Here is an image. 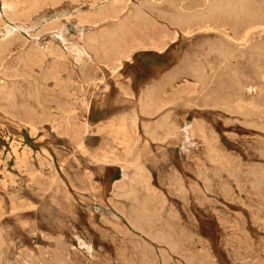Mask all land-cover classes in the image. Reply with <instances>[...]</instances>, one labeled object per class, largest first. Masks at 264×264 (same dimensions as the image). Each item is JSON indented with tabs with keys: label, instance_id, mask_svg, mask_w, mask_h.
I'll list each match as a JSON object with an SVG mask.
<instances>
[{
	"label": "rangeland",
	"instance_id": "1",
	"mask_svg": "<svg viewBox=\"0 0 264 264\" xmlns=\"http://www.w3.org/2000/svg\"><path fill=\"white\" fill-rule=\"evenodd\" d=\"M4 1L6 0H0V28L2 27L0 29V43L2 42L1 47L6 44L9 49L7 48L8 50L5 52L0 50V234L2 233L0 235V264H37V262L38 264H167V262L169 264H264V201H261L264 200V172H262L264 171V131L261 132V128L264 130V31L261 33L255 32L251 37L244 40L242 39L244 24L224 20L221 22L222 29H220V32L217 31L218 33L216 31H213L214 33L204 31L205 33L198 32L193 36L180 34L177 39L172 41L166 38L163 41L167 49L162 53L156 49L152 50L153 48L150 47L139 46L137 47L139 50L130 60L123 62L121 70L113 72L104 65L99 72H90L82 69L83 65L76 61L77 55L75 54V60L71 55L72 53H69L61 42L60 44L53 43L50 32L45 31L44 27L46 21H51L57 17L60 20V24L67 29L68 34L66 33V37L69 43L81 44L83 42L80 37L81 31L86 35L93 32L103 42L102 38L113 31V29L117 33L119 23L103 21L98 26L79 24L80 14L89 13L93 10L91 7L92 0H83L81 4L64 0L56 6H51L47 3L42 5V8L40 7L31 16L32 18H22V15H19L20 12L27 8V4L23 0L6 1L8 3L13 2L12 5L15 6L18 13L17 17L8 16L9 14L7 15L4 12ZM153 1L139 0V2H135V4L130 6L129 12L131 15L139 9L136 4H140L143 11L149 16H146V19L144 18L145 22L141 21L142 23L144 22L143 27H137L134 30V36L127 37V41L133 38L149 43L152 39H155L154 36H157L160 29V31L163 30V32L168 34L167 26L173 28L169 22L171 17L168 14L172 10L171 5L168 4L169 1ZM261 1L264 2V0H258V2ZM17 3L24 5L19 6ZM158 11L159 13H157ZM129 12L127 11L121 19L123 20L128 16ZM158 14L161 20L158 19ZM160 14L163 15L161 16ZM69 18L70 20H68ZM127 19L129 20L130 17ZM155 20L159 24H156ZM18 25L23 26V28L10 34V31L14 29L13 27L17 29ZM223 27H226L227 30H224ZM152 30L155 31V34L152 33ZM226 31L231 38L225 37L224 32ZM114 32L112 33L115 34ZM34 37L36 38L34 39ZM221 40L224 41L221 42ZM25 41L26 43H24ZM246 41L249 42L246 43ZM207 42H209L208 45H204ZM228 42L229 44H227ZM135 45L138 46L137 43ZM232 45L234 46L231 48ZM38 48H49L54 52V55L45 58L41 64L20 60V55H22L24 50L34 52L39 50ZM211 49L216 50L212 51ZM227 50L229 52H223ZM216 51L217 53H215ZM222 52L223 54L220 55L219 53ZM194 53L197 54H195L196 58ZM2 54H4V57ZM5 55L8 56L6 57ZM18 58L19 61H17ZM54 58L57 62V68L56 70H50L53 66ZM205 59L210 65H206ZM213 62L215 63L213 64ZM203 63L206 64L200 67ZM189 64H191V67ZM202 67H205L204 70L207 69V71H204ZM208 67H213L214 69L209 70ZM40 68L43 69L41 70ZM191 68H194V73L191 72ZM13 69L15 70L13 73L15 75L12 74ZM225 69H228V71ZM189 70L191 73H188ZM196 70L197 72L203 71L205 73L202 72L203 74L200 73L201 76H199ZM16 73H18V76H16ZM22 73H25L24 77L26 78L22 77ZM98 74L103 87L101 89L93 88L94 95L91 98L84 96L82 92L84 88L79 87V85L83 80L94 83L99 79ZM204 74L206 75L204 76ZM191 76L195 80L193 77L191 79ZM15 77L18 78L16 79ZM236 77L239 81L234 79ZM201 78L205 79L202 80ZM199 79L202 80L201 83H199ZM31 84L34 86L32 87ZM162 86L164 87L161 88ZM7 87L8 89H6ZM254 88H256V92ZM40 89L42 90L41 92ZM13 90L15 93L18 91V94H13ZM24 91L25 93H23ZM147 94L149 101L145 98ZM195 95L196 97H194ZM21 96L22 99H20ZM168 96L169 98L166 99ZM190 96L193 98H190ZM157 98L158 100L156 101ZM151 99L155 100L151 101ZM160 100H162V104L165 103L162 107L159 106L161 104ZM151 102H153L152 105ZM156 102L159 103L157 104ZM149 103L150 105H148ZM197 103L200 105L198 106ZM24 104L30 107L27 106V108ZM170 104L173 106L170 107ZM16 106L19 107L17 108ZM197 106L199 107L198 109ZM145 110L149 113L145 112ZM146 113L150 115L148 116ZM135 117H138V119H135ZM30 119L36 120L37 129L35 131H32L24 123ZM159 119H163L161 123H159ZM163 123L165 127L162 126ZM168 123L170 127H167ZM194 123L198 125H194ZM148 125H150V128ZM200 127L203 128L202 133ZM171 128H173V131ZM205 128L207 129L204 130ZM258 128L261 130H258ZM30 131L32 132L30 133ZM166 131H169V134ZM148 133L151 135L148 136ZM172 134L175 136L173 137ZM186 134L188 135L187 137H185ZM217 135L219 140H217ZM152 138L155 140L153 141ZM212 139H214V142ZM135 140L139 142L137 143ZM210 141L213 145H211ZM206 143H208L207 147ZM215 149V152L212 151ZM228 156L230 160H226ZM23 159H25L24 162ZM197 160L199 161L197 162ZM223 160L224 163L221 162ZM231 160L232 162H230ZM41 163L42 165H39ZM230 163H233V165H230ZM62 165H64V168ZM218 165L220 168H218ZM259 165L261 167L258 169ZM225 166L229 167L227 169L230 171L226 170ZM233 167L236 171H232ZM142 168L145 171L144 173ZM260 168L262 171H260ZM199 173H201L200 176L198 175ZM254 173L258 174L252 176ZM9 175L12 177L10 178ZM29 175L32 176L30 177ZM138 176L143 179L137 178ZM90 177L92 180H90ZM52 179L54 182L51 181ZM208 179L209 181H206ZM240 179L243 180L241 181ZM141 183L145 185L143 186ZM131 184H134L133 188L132 186L129 187ZM136 184H140L137 186L143 191L139 190L140 188H137ZM120 185L124 188H120ZM47 186L49 187L48 189ZM125 187L127 188L125 189ZM182 188L185 190H181ZM225 192L227 193L225 194ZM122 193L125 198H123ZM128 193H131V195ZM11 195L16 198L12 200ZM164 196L165 198H163ZM66 198L67 200H65ZM135 198L142 204H139ZM21 206L22 208H20ZM133 206L134 208H132ZM139 209L140 211L138 212ZM141 212L140 217L139 213ZM144 212L145 217L143 216ZM147 214L150 215L148 218L151 217V220L147 219ZM136 215L138 216L136 217ZM104 218L106 221H104ZM151 222L153 226H151ZM148 223H151V225ZM174 224L177 226H172ZM133 225H138L136 227L137 231ZM159 229L161 230L159 231ZM163 230L164 232H162ZM162 233L164 236H162ZM169 235L173 237L171 238ZM156 236L160 242L164 240V243L161 242L162 244H159L160 242H156ZM171 239H174V241ZM171 244H173V247L170 246ZM177 245L179 247H176ZM141 249L144 251H141ZM169 249H173V251ZM162 251L167 253L165 252L164 254ZM141 254L144 256H141ZM161 255L166 258H163V260ZM146 257H148V262ZM169 257L172 258V261ZM132 259L134 262H132ZM53 260L54 262H52Z\"/></svg>",
	"mask_w": 264,
	"mask_h": 264
},
{
	"label": "bare ground",
	"instance_id": "2",
	"mask_svg": "<svg viewBox=\"0 0 264 264\" xmlns=\"http://www.w3.org/2000/svg\"><path fill=\"white\" fill-rule=\"evenodd\" d=\"M7 1V0H6ZM6 1H4L3 3V5H4V8H5V13H7V15L8 16H18V13H17V11H16V8H15V6L14 5H12V3H8V2H6ZM24 2H25V4H27V8L25 9V10H23L22 12H20L19 13V15H22V18L23 17H25V18H30L33 14H35L38 10H39V8L42 6V5H45V4H47L48 3V5H51V6H56V5H58V4H60L61 2H63L64 0H23ZM67 1V0H66ZM70 1H72V2H74L75 4L76 3H79V4H81V2H83V0H70ZM153 1V0H152ZM169 1V5H171V8H172V10H171V12L168 14L170 17H171V21H169L170 22V24H171V26L173 27V28H170V27H168L167 26V28H168V34L166 33V32H163V30L162 31H158L159 33H157V36H154V38L155 39H152L149 43H146V41H144V40H140V39H130V40H126V38L127 37H129V36H134V30L137 28V27H140V28H142L143 27V23L145 22L144 21V18L146 19V16L148 17L149 15L147 14V13H145L144 11H143V9H142V5L140 6V4H136V6L139 8V9H137L138 11L136 12V13H134V14H132L131 15V13L129 12V8H130V6H132V4H135V2H139V0H92L91 1V7L93 8V10H91L89 13H82V14H80V16H79V24H82V25H90V26H98V24L100 23V22H103V21H109V22H114V23H119V30L117 31V33H115L114 31H116V30H114L113 29V31H111L110 33H107L102 39H103V42H102V40H100V37L97 35V34H95V33H93V32H91L90 34H84V32L83 31H81L80 32V37L83 39V42H84V45H79V44H76L75 42H73V43H69V41L67 40V37H66V33H67V29H66V27L65 26H63V25H61L60 24V20L56 17V18H54V19H52L51 21H46V25H45V27H44V30L45 31H49L50 32V34H51V41L53 42V43H59L60 44V42L63 44V46L64 47H66V49L69 51V53H75L76 55H77V60H81V58H82V56L85 54V49L88 47L89 49H93V52H94V49L97 47H99V46H97V45H100V47L103 49V53L105 54V57H106V59H107V67L108 68H110L113 72H116V71H118V70H121V68H122V66H123V61L122 60H124V58L125 59H130V53L135 49V48H137V47H150V48H153L152 50H154V49H156V50H158L159 52H164L167 48H166V44H165V42L163 41L164 39H166V38H169V40H175V39H177L179 36H180V34H184L185 36H193L195 33H198V32H203V33H205L204 31H209V32H213V31H219L220 32V29H222V27H221V22L222 21H224V20H228V21H235V22H241V23H243L244 24V33H243V37H242V39H246V38H248V37H251V35L252 34H254L255 32H259V33H261V32H263L264 31V2H258V0H168ZM10 2V1H9ZM20 2V1H19ZM14 3H15V1H14ZM21 3V2H20ZM153 3H154V1H153ZM18 5H19V3H17ZM162 4V3H161ZM16 5V4H15ZM24 5V4H23ZM23 5H19V6H23ZM154 5V4H153ZM157 5H159L158 3H157ZM78 6H80V5H78ZM84 6V5H83ZM150 6H152V5H150ZM155 6V5H154ZM164 6V5H163ZM16 7H17V5H16ZM134 7V6H133ZM143 7H144V4H143ZM20 8V7H19ZM23 8V7H22ZM42 8V7H41ZM52 8H54V7H52ZM81 8V7H80ZM146 8H147V6H146ZM150 8V7H149ZM155 8V7H154ZM158 8V7H157ZM170 8V7H169ZM24 9V8H23ZM156 9V8H155ZM160 9V8H159ZM90 10V9H89ZM135 10V9H134ZM43 11V10H42ZM76 11V10H75ZM74 11V12H75ZM127 11L129 12L128 13V16H126L123 20L121 19L122 18V16H124V14H126L127 13ZM133 11V10H132ZM148 11V10H147ZM153 11V10H152ZM155 11V10H154ZM152 13V12H151ZM157 13H159V11L157 12ZM162 13V12H161ZM61 14V13H60ZM153 14V13H152ZM156 15V14H155ZM161 15V14H160ZM163 15V14H162ZM161 15V16H162ZM167 15V14H166ZM10 16V17H11ZM160 16V17H161ZM4 17L6 18V16L4 15ZM15 17V18H16ZM19 17H21V16H19ZM18 17V18H19ZM128 17H130V19L128 20L127 18ZM0 18H1V16H0ZM14 18V20H16ZM32 18V17H31ZM64 18H65V16H64ZM150 18V17H149ZM162 18V17H161ZM167 18H169V17H167ZM11 19V18H10ZM63 19V18H62ZM141 19H143V20H141ZM148 19V18H147ZM158 19H160L159 18V14H158ZM164 19V18H163ZM8 20V19H7ZM12 20H13V18H12ZM31 20V19H30ZM68 20H70V18L68 19ZM150 20V19H149ZM161 20V19H160ZM165 20H166V18H165ZM165 20H162V21H165ZM2 21V20H1ZM9 21V20H8ZM18 21H19V19H18ZM67 21V20H66ZM141 21H144L143 23L141 22ZM10 22V21H9ZM20 22V21H19ZM71 22V21H70ZM150 22V21H149ZM151 22H153V21H151ZM156 24H159L158 23V21L157 20H155L154 21ZM1 23V22H0ZM18 23V22H17ZM42 23V22H41ZM76 23V22H75ZM131 23V24H130ZM154 23V24H155ZM20 24V23H19ZM152 24V23H151ZM154 24H153V26H154ZM26 25V24H25ZM81 25V26H82ZM150 25V24H149ZM145 26H146V24H145ZM156 26V25H155ZM3 27H4V25H3ZM102 27V26H101ZM161 27V26H160ZM165 27V26H164ZM163 27V28H164ZM2 28V27H1ZM0 28V29H1ZM11 28V27H10ZM9 28V29H10ZM14 29L12 30V31H10V34H12V33H14L15 32V30H17V31H19V29H22L23 28V26H21V25H18L17 26V29H16V27H13ZM159 28V27H158ZM167 28H165V29H167ZM8 29V30H9ZM31 29V28H30ZM117 29V28H116ZM147 29V28H146ZM157 29V28H156ZM223 29L224 30H227L226 29V27H223ZM5 30V29H4ZM25 30V29H24ZM83 30V29H82ZM155 30V29H154ZM154 30H152V33H154L155 34V31ZM158 30V29H157ZM6 31H7V29H6ZM154 31V32H153ZM165 31V30H164ZM38 32V31H37ZM108 32V31H107ZM112 32H114L115 34H113ZM157 32V31H156ZM242 32V31H241ZM28 33H29V31H28ZM136 33V32H135ZM148 33V32H147ZM151 33V34H152ZM214 33V32H213ZM218 33V32H217ZM225 33V37L227 38H231L230 37V35H229V33H227V31L226 32H224ZM27 34V33H26ZM30 34V33H29ZM34 34V33H33ZM68 34V33H67ZM151 34H149L150 36H151ZM15 35V34H14ZM39 35V34H38ZM102 35H103V33L101 34V37H102ZM143 35V34H142ZM147 35V34H146ZM220 35H222V34H220ZM7 36H9V35H7ZM30 36V35H29ZM144 36V35H143ZM257 36V35H256ZM2 37V36H1ZM10 37V36H9ZM11 37H13V36H11ZM149 37V36H148ZM224 37V36H223ZM6 38V37H5ZM8 38V37H7ZM13 38H15V37H13ZM36 37H34V39H35ZM145 38V37H144ZM216 38V37H215ZM253 38V37H252ZM19 39V38H18ZM33 39V38H32ZM149 39V38H148ZM219 39H220V37H219ZM10 40H11V38H10ZM10 40H8V41H10ZM37 40V39H36ZM168 40V39H167ZM249 40V39H248ZM2 41V40H1ZM4 41V40H3ZM20 41V40H19ZM24 41V40H23ZM102 42V44L101 43H99V42ZM166 41V40H165ZM222 41H224V40H221V42ZM226 41H227V39H226ZM231 41V40H230ZM7 42V41H6ZM204 42V41H203ZM202 42V43H203ZM216 42H217V40H216ZM219 42V41H218ZM247 42H249V41H246V43ZM5 43V42H4ZM24 43H26V41L24 42ZM99 43V44H98ZM134 43H137L138 44V46L136 47L135 45H134ZM172 43V42H171ZM201 43V44H202ZM208 43L209 42H207L206 44H204V45H208ZM97 44V45H96ZM147 44V45H146ZM211 44V43H210ZM217 45H218V43H216ZM216 44H215V46H216ZM222 44V43H221ZM220 44V45H221ZM227 44H229V42L227 43ZM1 45H2V42L0 43V50L2 51V52H5L6 50H8L9 48L8 47H6V44H5V46L4 47H1ZM4 45V44H3ZM38 45V44H37ZM36 45V46H37ZM203 45V46H204ZM214 45V44H213ZM8 46V45H7ZM28 46V45H27ZM39 46V45H38ZM215 46H213V47H215ZM223 46V45H222ZM227 46V45H226ZM234 45H232L231 46V48L233 47ZM240 46H242V45H240ZM34 47V46H33ZM205 47V46H204ZM208 47V46H207ZM206 47V48H207ZM217 47H219V46H217ZM224 47V46H223ZM228 47V46H227ZM248 47V46H247ZM250 47V46H249ZM8 48V49H7ZM120 48H121V50H120ZM200 48V47H199ZM205 48V49H206ZM211 48H212V45H211ZM234 48H236V47H234ZM242 48V47H241ZM245 48V47H244ZM252 48V47H251ZM11 49V48H10ZM27 49V48H26ZM34 49V48H33ZM39 49V48H38ZM197 49V48H196ZM223 49V48H222ZM221 49V50H222ZM224 49H225V47H224ZM229 49V48H228ZM243 49V48H242ZM13 50V49H12ZM199 50V49H198ZM209 50V49H208ZM212 50V49H211ZM216 50V49H215ZM215 50H212V51H215ZM218 50H219V48H218ZM226 50V49H225ZM229 50H231V49H229ZM0 51V52H1ZM10 51V50H9ZM67 51V52H68ZM97 51V50H96ZM146 51V50H145ZM196 51V50H195ZM204 51V50H203ZM203 51H202V53H203ZM233 51H235V50H233ZM238 51V50H237ZM239 51H241V49H239ZM238 51V52H239ZM243 51V50H242ZM245 51V50H244ZM198 52V51H197ZM205 52V51H204ZM211 52V51H210ZM221 52V51H220ZM223 52H229L228 50L227 51H223ZM223 52L222 53H219L220 55L221 54H223ZM236 52V51H235ZM253 52V51H252ZM7 53V52H6ZM8 53H10V52H8ZM97 53V52H96ZM95 53V54H96ZM214 53V52H213ZM215 53H217V51L215 52ZM214 53V54H215ZM245 53V52H244ZM5 54V53H4ZM4 54H2L3 55V57H4ZM196 53H194V57L196 58L197 56V54L195 55ZM207 54V53H206ZM208 54H210L209 52H208ZM237 54V53H236ZM240 54V53H239ZM9 55V54H8ZM7 55V56H8ZM54 55V52L51 50V49H39V50H35L34 52L33 51H31V52H29V51H26V50H24L23 52H22V55H20L21 57H20V60H22V61H24V62H28V63H33V64H41V63H43L44 62V59L45 58H47L48 56H53ZM71 55H73V54H71ZM189 55H190V53H189ZM199 55V54H198ZM203 55V54H202ZM213 55V54H212ZM220 55H218V56H220ZM225 55V54H224ZM228 55V54H227ZM231 55V54H230ZM229 55V56H230ZM6 56V55H5ZM6 56V57H7ZM13 56H14V54H13ZM85 56V55H84ZM211 56V55H210ZM209 56V57H210ZM216 56H217V54H216ZM215 56V57H216ZM233 56V55H232ZM243 56H245V55H243ZM261 56V55H260ZM263 56V55H262ZM2 57V56H1ZM66 57V56H65ZM132 57V56H131ZM222 57V56H221ZM258 57H259V55H258ZM11 58V57H10ZM62 58V57H61ZM184 58H186V57H184ZM201 58H202V56H201ZM200 58V59H201ZM207 59H208V57H206ZM214 58V57H213ZM220 58V57H219ZM224 58H225V56H224ZM230 58V57H229ZM232 58V57H231ZM234 58V57H233ZM6 59V58H5ZM13 59V58H12ZM228 59V58H227ZM76 60V59H75ZM76 60V61H77ZM192 60V59H191ZM198 60V59H197ZM203 60V59H202ZM216 60V59H215ZM225 60H226V58H225ZM230 60V59H229ZM246 60V59H245ZM17 61H19V58L17 59ZM21 61V62H22ZM188 61V60H187ZM189 61H190V58H189ZM204 61V60H203ZM205 61H206V59H205ZM209 61V60H208ZM217 61H218V58H217ZM235 61V60H234ZM238 61V60H237ZM14 62V61H13ZM23 62V63H24ZM193 62V61H192ZM191 62V63H192ZM194 62H196L195 60H194ZM207 62V61H206ZM224 62H227V61H224ZM6 63V62H5ZM4 63V64H5ZM17 63V62H16ZM131 63V62H130ZM209 63H211V62H209ZM215 62H213V64H214ZM220 63V62H219ZM239 63V62H238ZM20 64H22V63H20ZM19 64V65H20ZM25 64V63H24ZM192 64H194V63H192ZM199 64V63H198ZM202 64V63H201ZM204 64H206V63H203V65H200V67L201 66H204ZM223 64V63H222ZM225 64V63H224ZM227 64H229V63H227ZM2 65H3V63H2ZM16 65V64H15ZM44 65V64H43ZM191 64H189V66H190ZM206 65H210V64H208V62H207V64ZM215 65H217V64H215ZM220 65V64H219ZM230 66H232L231 64H229ZM229 65H228V67H229ZM239 65H241V64H239ZM223 66H225V65H223ZM222 66V67H223ZM238 66V65H237ZM4 67V66H3ZM2 67V68H3ZM9 67V66H8ZM7 67V68H8ZM25 67V66H24ZM23 67V68H24ZM41 67V66H40ZM86 67V66H85ZM97 67V66H96ZM191 67V66H190ZM195 67H196V65H195ZM214 67V66H213ZM213 67H211V68H209L208 67V69L210 70V69H212ZM239 67V66H238ZM245 67V66H244ZM7 68H6V70H7ZM12 68V67H11ZM16 68V67H15ZM26 68H28V67H26ZM26 68H25V70H26ZM31 68V67H30ZM56 68H57V62H56V60H55V58L53 59V66H52V68H50V70H56ZM198 68V67H197ZM203 68V67H202ZM205 68V67H204ZM204 68H203V70H204ZM215 68V67H214ZM213 68V69H214ZM225 68V67H224ZM233 68H235V67H233ZM9 69V68H8ZM21 69V68H20ZM33 69V68H32ZM37 69V68H36ZM41 69V68H40ZM43 69V68H42ZM41 69V70H42ZM69 69V68H68ZM188 69V68H187ZM190 69V68H189ZM192 69V68H191ZM194 69V68H193ZM193 69H192V71L191 72H193L194 73V71H193ZM201 69V68H200ZM199 69V70H200ZM231 69V68H230ZM14 70V69H13ZM17 71H18V69H16ZM23 70V69H22ZM21 70V71H22ZM198 70V69H197ZM197 70H196V72H197ZM206 71H207V69H205ZM204 70V71H205ZM216 70V69H215ZM226 71H228V69H225ZM252 70V69H251ZM2 71V70H1ZM9 71V70H8ZM7 71V72H8ZM16 71V72H17ZM28 71H30V70H28ZM59 71V70H58ZM62 71V70H61ZM179 72H180V70H178ZM201 71V70H200ZM214 71V70H213ZM219 71H220V69H219ZM239 71H240V68H239ZM250 71V70H249ZM6 72V71H5ZM15 72V70L12 72V74ZM19 72V71H18ZM24 72V71H23ZM32 72H33V70H32ZM35 72V71H34ZM45 72V71H44ZM51 73H52V71H50ZM55 72V71H54ZM54 72H53V75H54ZM177 72V71H176ZM185 72H186V70H185ZM190 72V70H189V72L188 73H191ZM196 72H195V74H196ZM203 72V71H202ZM202 72H197V73H199V76H201L200 75V73H202ZM243 72V71H242ZM11 73V72H10ZM49 73V72H48ZM51 73H50V75H51ZM183 73V72H182ZM187 73V74H188ZM203 73H205V72H203ZM202 73V74H203ZM212 73V72H211ZM219 73V72H218ZM228 73H230V72H228ZM233 73V72H232ZM244 73V72H243ZM1 74V73H0ZM7 74H9V73H7ZM17 75L16 76H18V73H16ZM23 74V73H22ZM25 74V73H24ZM24 74H23V76L22 77H24ZM169 74V73H168ZM178 74V73H177ZM184 74V73H183ZM213 74V73H212ZM217 74V73H216ZM225 74V73H224ZM246 74H247V71H246ZM3 75V74H2ZM1 75V76H2ZM6 75V74H5ZM13 75H15V74H13ZM19 75H21L20 73H19ZM40 75H41V73H40ZM43 75V74H42ZM45 75H47V74H45ZM52 75V76H53ZM192 75V74H191ZM194 75V74H193ZM206 74H204V76H205ZM210 75V74H209ZM245 75V74H244ZM32 76H34V75H32ZM31 76V77H32ZM104 76V75H103ZM184 76V75H183ZM213 76H214V74H213ZM225 76V75H224ZM6 77H8L7 75H6ZM11 77V76H10ZM29 77V76H28ZM46 77H49V76H46ZM62 77V76H61ZM60 77V78H61ZM182 77V76H181ZM186 77V76H185ZM192 77L193 76H191V79H192ZM195 77H197L196 75H195ZM209 77V76H208ZM211 77V76H210ZM216 77V76H215ZM16 79L18 78V77H15ZM24 78H26V77H24ZM41 78V77H40ZM50 78V77H49ZM52 78V77H51ZM194 78V77H193ZM243 78H244V76H243ZM8 79V78H7ZM47 79V78H46ZM55 79H57V78H55ZM202 80H204L203 78H201ZM201 79H199L198 81H199V83H201ZM207 79V78H206ZM211 79V78H210ZM212 79H215V78H212ZM221 79V78H220ZM234 79H237L238 80V78L236 77V78H234ZM6 80V79H5ZM12 80V79H11ZM33 80V79H32ZM35 80H37V79H35ZM48 80V79H47ZM60 80V79H59ZM163 80V79H162ZM178 80H179V78H178ZM194 80H195V78H194ZM217 80V79H216ZM218 80H219V77H218ZM263 80V79H262ZM7 81V80H6ZM50 81V80H49ZM48 81V82H49ZM56 81V80H55ZM61 81V80H60ZM59 81V82H60ZM64 81H65V79H64ZM197 81V80H196ZM196 81H194V82H196ZM208 81V80H207ZM239 81V80H238ZM21 82H23V81H21ZM28 82V81H27ZM26 82V83H27ZM31 82V81H30ZM46 82V81H45ZM63 82V81H62ZM165 82V81H164ZM187 82V81H186ZM206 82V81H205ZM213 82H215V81H213ZM212 82V83H213ZM243 82H245V81H243ZM4 83V82H3ZM6 83V82H5ZM19 83V82H18ZM25 83V82H24ZM38 83H39V81H38ZM58 83V82H57ZM56 83V84H57ZM176 83V82H175ZM197 83V82H196ZM20 84V83H19ZM18 84V85H19ZM29 84V83H28ZM34 84V83H33ZM72 84V83H71ZM160 84V83H159ZM241 84V83H240ZM7 85V84H6ZM8 85H9V83H8ZM22 85V84H21ZM39 85V84H38ZM47 85V84H46ZM170 85V84H169ZM204 85V84H203ZM213 85V84H212ZM1 86V85H0ZM3 86H5V85H3ZM13 86H14V83H13ZM12 86V87H13ZM31 86H32V84H31ZM34 86V85H33ZM32 86V87H33ZM59 86V85H58ZM73 86V85H72ZM155 86V85H154ZM204 86H206V85H204ZM232 86V85H231ZM9 87V86H8ZM8 87L6 88V89H8ZM24 87V86H23ZM44 87V86H43ZM55 87H56V85H55ZM61 87V86H60ZM164 86H162L161 88H163ZM167 87V86H166ZM207 87V86H206ZM3 88H5V87H3ZM2 88V89H3ZM15 88L17 89V87L15 86ZM14 88V89H15ZM19 88V87H18ZM45 88V87H44ZM160 88V89H161ZM177 88H179V87H177ZM182 88H183V86H182ZM185 88H186V86H185ZM202 88H203V86H202ZM211 89H212V87H210ZM251 88V87H250ZM151 89H152V87H151ZM156 89V88H155ZM171 89V88H170ZM205 89V88H204ZM256 88H254V90H255ZM4 91H5V89H3ZM2 90V91H3ZM18 90V89H17ZM47 90V89H46ZM83 90V89H82ZM153 90V89H152ZM151 90V91H152ZM162 91H163V89H161ZM183 90V89H182ZM186 90V89H185ZM184 90V91H185ZM250 91H251V89H249ZM0 91H1V89H0ZM8 91V90H7ZM12 91V90H11ZM14 91V90H13ZM20 91V90H19ZM42 90L40 89V92H41ZM43 91H45V89H43ZM147 91V90H146ZM174 91V90H173ZM176 91V90H175ZM201 91V90H200ZM204 91V90H203ZM202 91V92H203ZM18 91H16V93H17ZM27 92V91H26ZM29 92V91H28ZM37 92H38V90H37ZM181 93H182V91H180ZM179 92V93H180ZM187 92V91H186ZM207 92V91H206ZM237 92V91H236ZM255 92H256V90H255ZM259 92V91H258ZM9 93H11V92H9ZM15 93V91L13 92V94ZM15 93V94H16ZM21 93V92H20ZM20 93H19V95H20ZM23 93H25V91L23 92ZM45 93V92H44ZM158 93V92H157ZM175 93V92H174ZM180 93V94H181ZM184 93V92H183ZM5 94H7V93H5ZM12 94V93H11ZM18 94V93H17ZM29 94V93H28ZM27 94V95H28ZM49 94V93H48ZM68 94V93H67ZM143 94V93H142ZM149 94H150V92H149ZM152 94H154V93H152ZM178 94V93H177ZM33 95V94H32ZM64 95V94H63ZM159 95V94H158ZM245 95V94H244ZM243 95V96H244ZM260 95V94H259ZM7 96V95H6ZM14 96H16V95H14ZM13 96V97H14ZM31 96V95H30ZM43 96V95H42ZM170 96V95H169ZM169 96L166 98V99H168L169 98ZM175 96V95H174ZM181 96H182V94H181ZM184 96V95H183ZM199 96V95H198ZM10 97H12V96H10ZM48 97V96H47ZM54 97V96H53ZM73 97V96H72ZM148 94H147V97H145V98H147V101H149L148 100ZM157 97V96H156ZM166 97V96H165ZM173 97V96H172ZM175 97H177V96H175ZM184 97H187V96H184ZM194 97H196V95L194 96ZM200 97V96H199ZM1 98V97H0ZM9 98V97H8ZM25 98V97H24ZM32 98V97H31ZM30 98V99H31ZM43 98V97H42ZM130 98V97H129ZM155 98V97H154ZM190 98H193V97H191L190 96ZM189 98V99H190ZM14 99V98H13ZM20 99H22V96H21V98ZM44 99V98H43ZM47 99V98H46ZM141 99H143V98H141ZM173 99V98H172ZM208 99V98H207ZM210 99V98H209ZM16 100V99H15ZM75 100V99H74ZM79 100V99H78ZM153 99H151V101H152ZM155 100V99H154ZM153 100V101H154ZM158 100V98L156 99V101ZM203 100V99H202ZM7 101H9V100H7ZM7 101H6V103H7ZM12 101H14V100H12ZM11 101V102H12ZM19 101V100H18ZM37 101V100H36ZM48 101V100H47ZM56 101V100H55ZM165 101H168V100H165ZM194 101V100H193ZM2 102V101H1ZM26 102V101H25ZM32 102V101H31ZM162 102V100H160V103ZM174 102H175V100H174ZM182 102H183V100H182ZM203 102H204V100H203ZM229 102V101H228ZM241 102V101H240ZM10 103V102H9ZM22 103V102H21ZM36 103V102H35ZM52 103V102H51ZM142 103V102H141ZM148 103V102H147ZM152 103L153 102H151V105H152ZM157 104L159 103V102H156ZM167 103V102H166ZM176 103H178V102H176ZM199 103H200V101H199ZM242 103V102H241ZM13 104V103H12ZM11 104V105H12ZM16 104V103H15ZM14 104V105H15ZM46 104V103H45ZM49 104V103H48ZM62 104V103H61ZM162 104V103H161ZM159 104V106H163L164 104ZM207 104H209V103H207ZM237 104V103H236ZM235 104V105H236ZM240 104V103H239ZM16 105H18V104H16ZM25 106H26V104H24ZM29 105H30V103H29ZM29 105H27V106H29ZM38 105V104H37ZM142 105V104H141ZM147 105V104H146ZM148 105H150V103L148 104ZM148 105H147V107H148ZM174 105H176V104H174ZM188 105L190 106V104L188 103ZM197 105L199 106L200 104H198L197 103ZM234 105V106H235ZM241 105H244V104H241ZM240 105V106H241ZM246 105V104H245ZM26 106V107H27ZM153 106H154V104H153ZM157 106V105H156ZM171 106H173V105H171L170 104V107ZM197 106V109L199 108ZM233 106V105H232ZM239 106V107H240ZM17 107V106H16ZM19 107V106H18ZM17 107V108H18ZM30 107V106H29ZM142 107V106H141ZM150 107V106H149ZM176 107V106H175ZM191 107V106H190ZM189 107V108H190ZM207 107V106H206ZM236 107H237V105H236ZM243 107H245V106H243ZM250 107V106H249ZM11 108V107H10ZM28 108V107H27ZM155 108H157V107H155ZM164 108V107H163ZM166 108H168V107H166ZM218 108V107H217ZM241 108V107H240ZM255 108V107H254ZM40 109V108H39ZM74 109V108H73ZM143 109V108H142ZM151 109V108H150ZM159 109V108H158ZM158 109H157V111H158ZM173 109V108H172ZM204 109H206V108H204ZM208 109V108H207ZM214 109H215V107H214ZM213 108H212V110H214ZM227 109V108H226ZM242 109V108H241ZM240 109V110H241ZM25 110V109H24ZM63 110V109H62ZM140 110V109H139ZM153 110V109H152ZM156 110V109H155ZM160 110H163V109H160ZM239 110V109H238ZM42 111V110H41ZM147 110H145V112H146ZM154 111V110H153ZM152 111V112H153ZM156 111V112H157ZM229 111V110H228ZM35 112H37L36 110H35ZM136 112V111H135ZM144 112V111H143ZM161 112V111H160ZM225 112V111H224ZM241 112H243V110H241ZM258 112V111H257ZM7 113V112H6ZM38 113V112H37ZM45 113V112H44ZM131 113H133V112H131ZM137 113V112H136ZM139 113H141V112H139ZM147 113H149L148 111H147ZM146 113V114H147ZM159 113V112H158ZM133 114H135V113H133ZM132 114V115H133ZM144 114V113H143ZM150 114H151V111H150ZM149 114V115H150ZM163 114V113H162ZM29 115V114H28ZM32 115V114H31ZM135 115H137V114H135ZM148 115V114H147ZM148 115V116H149ZM154 115V114H153ZM156 115V114H155ZM160 115V114H159ZM169 115H171V114H169ZM125 116H126V114H125ZM124 116V117H125ZM26 117V116H25ZM38 117V116H37ZM129 117V116H128ZM127 117V118H128ZM146 117V116H145ZM153 117V116H152ZM170 117V116H169ZM168 117V118H169ZM35 118V117H34ZM129 118H131V117H129ZM133 118V117H132ZM171 118V117H170ZM24 119V118H23ZM39 119V118H38ZM122 119V118H121ZM135 119H138V117H135ZM116 120H117V118H116ZM163 120V119H162ZM161 119H159L158 121H160L159 123H161V121H162ZM133 121V120H132ZM136 121V120H135ZM137 121H139V120H137ZM170 121H172L171 119H170ZM39 122V121H38ZM125 122H126V120H125ZM168 122V121H167ZM167 122H165V123H167ZM194 122V121H193ZM196 122V121H195ZM25 123V125H27V126H29L30 128H31V130L32 131H35L37 128H36V120H34V119H30V120H28V121H26V122H24ZM123 123H124V121H123ZM123 123H121V124H123ZM127 123V122H126ZM125 123V124H126ZM237 123H238V121H237ZM134 124V123H133ZM132 124V126H134ZM170 124H171V122H170ZM196 123H194V125H195ZM204 124V123H203ZM241 124V123H240ZM151 125V124H150ZM150 125H148L149 126V128H150ZM154 125V124H153ZM152 125V126H153ZM173 125H175V124H173ZM196 125H198V124H196ZM230 125V124H229ZM244 125V124H243ZM38 126H39V124H38ZM123 126V125H122ZM126 126V125H125ZM145 126H146V124H145ZM151 126V127H152ZM159 126V125H158ZM161 126V125H160ZM162 126H164V123H163V125ZM203 126V125H202ZM247 126V125H246ZM248 126H251V125H248ZM165 127V126H164ZM167 127H170L169 126V123H168V126ZM173 127V126H172ZM197 127V126H196ZM205 127H206V125H205ZM252 127H255V126H252ZM88 128V127H87ZM86 128V129H87ZM135 128H136V126H135ZM154 128H155V126H154ZM158 128V127H157ZM160 128V127H159ZM193 128H195V127H193ZM144 129V128H143ZM148 129V128H147ZM169 129V128H168ZM167 129V130H168ZM172 129V131H173V128H171ZM175 129V128H174ZM182 129V128H181ZM198 129V128H197ZM200 129H201V133H202V129L203 128H201L200 127ZM207 128H205L204 130H206ZM260 128H258V130H259ZM262 129V131L261 132H263L264 130H263V128H261ZM260 129V130H261ZM53 130V129H52ZM134 130V129H133ZM144 130H146V129H144ZM156 130V129H155ZM154 130V131H155ZM191 130V129H190ZM203 130V131H204ZM211 130V129H210ZM32 131H30V133L32 132ZM136 131H138V130H136ZM153 131V132H154ZM157 131V130H156ZM161 131V130H160ZM163 131V130H162ZM180 131V130H179ZM186 131V130H185ZM188 131V130H187ZM208 131V130H207ZM37 132V131H36ZM152 132V131H151ZM167 132V131H166ZM169 132V131H168ZM167 132V133H168ZM200 132V131H199ZM206 132V131H205ZM205 132H204V136L206 135L205 134ZM150 133V132H149ZM148 133V134H149ZM157 133V132H156ZM156 133H155V135H156ZM164 133V132H163ZM186 133H188V132H186ZM210 133V132H209ZM169 134V133H168ZM171 134V133H170ZM179 134H180V132H179ZM182 134V133H181ZM199 134V133H198ZM213 134V133H212ZM32 135H33V133H32ZM32 135H30V136H32ZM151 134H149L148 136H150ZM166 135V134H165ZM173 135V134H172ZM202 135V134H201ZM139 136V135H138ZM157 136V135H156ZM167 136V135H166ZM170 136V135H169ZM175 135H173V137H174ZM179 136V135H178ZM188 135L186 134V136L185 137H187ZM204 136H202V137H204ZM214 136H215V134H214ZM120 137V136H119ZM158 137V136H157ZM165 137V136H164ZM184 137V136H183ZM141 138V137H140ZM147 138V137H146ZM151 138V137H150ZM201 138V137H200ZM214 138V137H213ZM217 138H218V135H217ZM128 139H130V138H128ZM135 139V138H134ZM137 139V138H136ZM153 139V138H152ZM157 139V138H156ZM159 139V138H158ZM172 139V138H171ZM182 139V138H181ZM184 139V138H183ZM203 139V138H202ZM142 140V139H141ZM151 140V139H150ZM155 139H153V141H154ZM177 140V139H176ZM187 140H189V139H187ZM209 140V139H208ZM207 140V141H208ZM213 140V142H214V139H212ZM211 140V141H212ZM217 140H219V138L217 139ZM216 140V141H217ZM114 141V140H113ZM119 141V140H118ZM136 142H137V140H135ZM163 141V140H162ZM164 141H166V140H164ZM173 141V140H172ZM179 141V140H178ZM210 141V142H211ZM139 142V141H138ZM137 142V143H138ZM141 142V141H140ZM159 142V141H158ZM161 142V141H160ZM169 142V141H168ZM171 142V141H170ZM205 142V141H204ZM209 142V143H210ZM114 143V142H113ZM129 143V142H128ZM146 143V142H145ZM156 143H157V141H156ZM165 143V142H164ZM182 143V142H181ZM147 144V143H146ZM160 144V143H159ZM168 144V143H167ZM179 144V143H178ZM207 144L208 143H206V147H207ZM20 145V144H19ZM148 145V144H147ZM180 145V144H179ZM178 145V146H179ZM211 145H213L212 144V142H211ZM210 145V146H211ZM217 145V144H216ZM220 145V144H219ZM215 146V145H214ZM213 146V147H214ZM112 147V146H111ZM209 148V147H208ZM217 148V147H216ZM220 148V147H219ZM124 149V148H123ZM133 149H134V147H133ZM136 149V148H135ZM212 149V148H211ZM210 149V150H211ZM128 150H130V149H128ZM212 151H216V149L215 150H212ZM15 152H16V150H15ZM132 152V151H131ZM209 152V151H208ZM220 152V151H219ZM25 153V152H24ZM23 153V154H24ZM131 154H133V153H131ZM213 154V153H212ZM215 154V153H214ZM217 154V153H216ZM221 154V153H220ZM220 154H218L219 155V157H221L220 156ZM260 154V153H259ZM49 155V154H48ZM47 155V156H48ZM154 155V154H153ZM222 155H223V153H222ZM225 155H227V154H225ZM224 155V156H225ZM130 156V155H129ZM210 156V155H209ZM216 156V155H215ZM23 157V156H22ZM39 157V156H38ZM128 157V156H127ZM140 157V156H139ZM212 157V156H211ZM223 157V156H222ZM206 158V157H205ZM263 158V157H262ZM51 159V158H50ZM209 159V158H208ZM221 159V158H220ZM233 159V158H232ZM22 160V159H21ZM24 160L25 159H23V162H24ZM124 160V159H123ZM224 160H225V158H224ZM224 160L223 161H221V162H223L224 163ZM226 160H230L229 159V156H228V159H226ZM234 160V159H233ZM20 161V160H19ZM47 161V160H46ZM105 161V160H104ZM128 161V160H127ZM199 160H197V162H198ZM209 161V160H208ZM220 161V160H219ZM218 161V162H219ZM239 161V160H238ZM241 161V160H240ZM21 162V161H20ZM48 162V161H47ZM66 162V161H65ZM213 162H214V158H213ZM221 162H220V164H221ZM227 162V161H226ZM230 162H232V160L230 161ZM242 162V161H241ZM22 163V162H21ZM44 163V162H43ZM46 163V162H45ZM64 163V162H63ZM67 163V162H66ZM195 163V162H194ZM201 163V162H200ZM200 163H198V164H200ZM212 163V162H211ZM216 163V162H215ZM228 163V162H227ZM49 164V163H48ZM68 164V163H67ZM67 164H65V165H67ZM128 164V163H127ZM137 164V163H136ZM238 164V163H237ZM236 164V165H237ZM39 165H42V163L41 164H39ZM53 165H54V163H53ZM206 165V164H205ZM230 165H233V163L231 164L230 163ZM242 165V164H241ZM19 167H21L20 165H18ZM23 166V165H22ZM64 165H62V167H63ZM131 166V165H130ZM214 166V165H213ZM219 166V165H218ZM227 166V165H226ZM225 166V167H226ZM235 166V165H234ZM40 167V166H39ZM42 167V166H41ZM46 167V166H45ZM196 167V166H195ZM224 167V168H225ZM241 167V166H240ZM243 167V166H242ZM259 167H261V165H259L258 166V169H259ZM47 168V167H46ZM64 168V167H63ZM139 168V167H138ZM144 169H145V167H143ZM142 168V172L144 173L145 171H144V169ZM201 168H203V167H201ZM217 168V167H216ZM218 168H220V166L218 167ZM227 168H229V167H226L225 169L226 170H228ZM231 168V167H230ZM250 168V167H249ZM6 169V168H5ZM26 169V168H25ZM24 169V170H25ZM41 169V168H40ZM214 169H215V167H214ZM233 170L232 171H236V170H234V167L232 168ZM245 169V168H244ZM255 169H257V168H255ZM63 170V169H62ZM140 170V169H139ZM204 170H206V169H204ZM218 170V169H217ZM222 170V169H221ZM226 170H225V172H226ZM237 170H239V169H237ZM241 170V169H240ZM247 170V169H246ZM252 170V169H251ZM121 171H123V170H121ZM197 171V170H196ZM228 171H230V170H228ZM260 171H262L261 170V168H260ZM141 172V171H140ZM141 172V173H142ZM198 172H199V170H198ZM209 172V171H208ZM211 172V171H210ZM209 172V173H210ZM224 172V173H225ZM262 172H264V171H262ZM33 173V172H32ZM204 173V172H203ZM208 173V174H209ZM212 173V172H211ZM223 173V174H224ZM228 173V172H227ZM229 173H231V172H229ZM233 173V172H232ZM240 173V172H239ZM248 173H250V172H248ZM31 174V173H30ZM34 174V173H33ZM137 174V173H136ZM200 174L201 173H199L198 175L200 176ZM216 174V173H215ZM241 174V173H240ZM246 174V173H245ZM258 174V173H257ZM257 174H253L252 176H254V175H257ZM8 175V174H7ZM35 175V174H34ZM140 175V174H139ZM221 175V174H220ZM229 175V174H228ZM236 176H237V174H235ZM234 175V176H235ZM259 175H260V173H259ZM262 175V174H261ZM10 176V175H9ZM30 176V175H29ZM32 176V175H31ZM30 176V177H31ZM216 176H217V174H216ZM247 176V175H246ZM249 176H251V175H249ZM248 176V177H249ZM263 176V175H262ZM12 176H10V178H11ZM34 177V176H33ZM32 177V178H33ZM59 177V176H58ZM134 177V176H133ZM136 177V176H135ZM207 177V176H206ZM240 177V176H239ZM238 177V178H239ZM243 177V176H242ZM257 177V176H256ZM9 178V179H10ZM31 178V179H32ZM36 178V177H35ZM137 178H139V179H143V178H140L139 176L137 177ZM214 178V177H213ZM212 178V179H213ZM218 178V177H217ZM227 178H228V176H227ZM56 179H57V177H56ZM127 179V178H126ZM131 179H133V178H131ZM130 179V180H131ZM198 179V178H197ZM201 179H202V177H201ZM221 179H222V176H221ZM229 179V178H228ZM232 179H234V178H232ZM263 179V178H262ZM33 180H34V178H33ZM32 180V181H33ZM90 180H92L91 179V177H90ZM129 180V181H130ZM136 180V179H135ZM198 180H200V179H198ZM215 180V179H214ZM241 180V179H240ZM243 180V179H242ZM241 180V181H242ZM251 180V179H250ZM249 180V181H250ZM258 180V179H257ZM48 181H50V180H48ZM51 181H53V179L51 180ZM58 181V180H57ZM141 181V180H140ZM152 181V180H151ZM150 181V182H151ZM175 181V180H174ZM180 181V180H179ZM200 181H202V180H200ZM206 181H209V179L208 180H206ZM222 181V180H221ZM220 181V182H221ZM245 181H247V180H245ZM256 181V180H255ZM254 181V182H255ZM262 181V180H261ZM34 182V181H33ZM54 182V181H53ZM131 182V181H130ZM135 182V181H134ZM137 182V181H136ZM139 182V181H138ZM143 182V181H142ZM204 182H205V180H204ZM237 182H238V180H237ZM258 182V181H257ZM50 184H52L51 182H49ZM58 183V182H57ZM124 183V182H123ZM183 183V182H182ZM202 183V182H201ZM208 183V182H207ZM224 183H226V182H224ZM238 183H240V182H238ZM237 183V184H238ZM260 183V182H259ZM13 184V183H12ZM122 184V183H121ZM142 185H143V183H141ZM175 184V183H174ZM203 184H205V183H203ZM222 184V183H221ZM248 184V183H247ZM257 184V183H256ZM262 184V183H261ZM55 185V184H54ZM62 185L64 186V184L62 183ZM123 185V184H122ZM122 185H120V188H122L123 186ZM133 185L134 184H131V185H129V187L130 186H132V188H133ZM137 185H140V184H136L135 186L137 187V188H140V187H138ZM145 185V184H144ZM143 185V186H144ZM178 185V184H177ZM180 185V184H179ZM183 185V184H182ZM205 185H207V184H205ZM204 185V186H205ZM210 185H212V184H210ZM229 185V184H228ZM253 185V184H252ZM4 186H5V184H4ZM52 186H53V184H52ZM118 186H119V184H118ZM184 186V185H183ZM217 186H218V184H217ZM256 186V185H255ZM255 186H254V188H255ZM128 187V186H127ZM127 187H125V189L127 188ZM146 187V186H145ZM185 187V186H184ZM183 187V188H184ZM190 187V186H189ZM203 187V186H202ZM220 187H221V185H220ZM260 187V186H259ZM6 188V187H5ZM4 188V189H5ZM49 187L47 186V189H48ZM97 188V187H96ZM117 188V187H116ZM124 188V187H123ZM147 188H148V185H147ZM172 188V187H171ZM181 189V190H185V189ZM191 188V187H190ZM248 188V187H247ZM13 189H15V188H13ZM23 189V188H22ZM146 189V188H145ZM150 189V188H149ZM179 189V188H178ZM207 189V188H206ZM211 189V188H210ZM213 189V188H212ZM221 189V188H220ZM226 189V188H225ZM253 189V188H252ZM252 189H251V191H252ZM259 189V188H258ZM92 190V189H91ZM139 190H142L143 191V189H139ZM146 190H148V189H146ZM177 190V189H176ZM262 190V189H261ZM49 191H51V190H49ZM59 191V190H58ZM120 191V190H119ZM124 191V190H123ZM127 191V190H126ZM158 191V190H157ZM220 191V190H219ZM8 192H10V191H8ZM44 193H45V191H43ZM95 192V191H94ZM130 192V191H129ZM184 192H187V191H184ZM211 192H213V191H211ZM43 193V194H44ZM90 193V192H89ZM118 194H119V192H117ZM139 193H141V192H139ZM143 193V192H142ZM147 193V192H146ZM178 193V192H177ZM183 193V192H182ZM189 193V192H188ZM195 193V192H194ZM208 193V192H207ZM216 193V192H215ZM224 193V192H223ZM227 192H225V194H226ZM46 194V193H45ZM126 194V193H125ZM129 194V193H128ZM133 194H134V190H133ZM137 194V193H136ZM149 194V193H148ZM154 194V193H153ZM180 194V193H179ZM178 194V195H179ZM220 194V193H219ZM241 194V193H240ZM56 195H57V193H56ZM117 195V194H116ZM115 195V196H116ZM122 195H123V193H122ZM129 195H131V193L129 194ZM213 195V194H212ZM221 195V194H220ZM12 196V195H11ZM62 196V195H61ZM132 196H134V195H132ZM140 196V195H139ZM154 196H155V194H154ZM161 196V195H160ZM163 196V195H162ZM259 196V195H258ZM67 197H69V196H67ZM116 197H118V196H116ZM121 197V196H120ZM130 197V196H129ZM137 197H138V195H137ZM149 197H150V195H149ZM204 197H205V195H204ZM11 198H13L12 200H14L15 198L12 196ZM123 198H125V196L123 195ZM132 198H134V197H132ZM151 198H152V196H151ZM163 198H165V196L163 197ZM207 198V197H206ZM116 199V198H115ZM120 200H122L121 198H119ZM136 199V198H135ZM146 199V198H145ZM149 199V198H148ZM65 200H67V198L65 199ZM118 200V199H117ZM137 200V199H136ZM140 200V199H139ZM143 200H144V198H143ZM142 200V201H143ZM154 201H155V199H153ZM204 200H206V199H204ZM11 201V200H10ZM129 201V200H128ZM127 201V202H128ZM133 201H135V200H133ZM132 201V202H133ZM150 202H151V200H149ZM211 201V200H210ZM261 201H264V200H261ZM12 202V201H11ZM130 202V201H129ZM137 202H139L138 200H137ZM136 202V203H137ZM145 202V201H144ZM147 202V201H146ZM166 202H167V200H166ZM206 202V201H205ZM141 202H139V204H140ZM243 203V202H242ZM1 204H4V203H1ZM11 204H13V203H11ZM19 204V203H18ZM18 204H16V205H18ZM142 204V203H141ZM5 205V204H4ZM166 205V204H165ZM12 206V205H11ZM20 206V205H19ZM29 206V205H28ZM119 206V205H118ZM26 207V206H25ZM24 207V208H25ZM31 207V206H30ZM34 207H36V206H34ZM124 207V206H123ZM137 207V206H136ZM140 207V206H139ZM138 207V208H139ZM1 208V207H0ZM20 208H22V206L20 207ZM32 208V207H31ZM132 208H134V206L132 207ZM143 208H145V207H143ZM3 209V208H2ZM18 209H19V207H18ZM26 209H28V208H26ZM33 209V208H32ZM37 209V208H36ZM115 209V208H114ZM130 209V208H129ZM140 209H141V207H140ZM140 209L138 210V212L140 211ZM163 209V208H162ZM169 209V208H168ZM16 211H17V209H15ZM132 210H134V209H132ZM20 211V210H19ZM26 211V210H25ZM117 211H119V210H117ZM143 211V210H142ZM3 212V211H2ZM22 212V211H21ZM137 212V211H136ZM135 212V213H136ZM162 212H163V210H162ZM173 212V211H172ZM175 212V211H174ZM14 213H15V211H14ZM3 214V213H2ZM7 214V213H6ZM5 214V215H6ZM133 214H134V212H133ZM132 214V215H133ZM138 214V213H137ZM140 214V215H139ZM138 215L141 217V214H142V212L141 213H139ZM144 215V217H145V212L143 213ZM149 214V213H148ZM147 214V219H150V218H148V216H150V215H148ZM4 215V214H3ZM2 215V216H3ZM135 215V214H134ZM138 215H136V217L138 216ZM152 215V214H151ZM167 215V214H166ZM169 215H172V214H169ZM1 216V217H2ZM122 216V215H121ZM154 216V215H153ZM160 216V215H159ZM158 216V217H159ZM162 216H163V214H162ZM162 216H160V218L162 217ZM156 217V216H155ZM157 217V218H158ZM170 217V216H169ZM143 218V217H142ZM153 218V217H152ZM172 218V217H171ZM105 219V218H104ZM103 219V220H104ZM131 219V218H130ZM144 219V218H143ZM146 219V220H147ZM154 220H155V218H153ZM152 219V220H153ZM161 219H163V218H161ZM132 220H133V218H132ZM136 220V219H135ZM140 220H141V218H140ZM151 220V219H150ZM149 220V221H150ZM164 220V219H163ZM172 220V219H171ZM174 220V219H173ZM104 221H106V219L104 220ZM127 221V220H126ZM134 221V220H133ZM138 221H139V219H138ZM142 221V220H141ZM144 221V220H143ZM149 221H147V222H149ZM156 221V220H155ZM161 221V220H160ZM175 221V220H174ZM129 222V221H128ZM132 222V221H131ZM137 222V221H136ZM135 222V223H136ZM146 222V221H145ZM158 222V221H157ZM163 222V221H162ZM166 222V221H165ZM134 223V224H135ZM152 223V222H151ZM151 223L149 224V225H151ZM167 223V222H166ZM25 224V223H24ZM107 224V223H106ZM110 224V223H109ZM129 224H130V222H129ZM132 224V223H131ZM140 224H141V222H140ZM144 224V223H143ZM159 224H160V222H159ZM163 224V223H162ZM177 224V223H176ZM176 224H174V225H172V226H174L175 227V225ZM108 225V224H107ZM136 225V224H135ZM135 225H133L135 228L136 227H138V225L137 226H135ZM145 225H146V223H145ZM144 225V226H145ZM157 225V224H156ZM155 225V226H156ZM264 225V224H263ZM112 226V225H111ZM115 226V225H114ZM132 226V227H133ZM151 226H153V223H152V225ZM160 226H162V227H164L163 225H160ZM177 226V225H176ZM113 227V226H112ZM140 227V226H139ZM146 227V226H145ZM157 227V226H156ZM167 227V226H166ZM161 228V227H160ZM170 228V227H169ZM181 228V227H180ZM152 229V228H151ZM167 229V228H166ZM172 229V228H171ZM115 230V229H114ZM117 230V229H116ZM121 230V229H120ZM141 230V229H140ZM153 230H154V227H153ZM161 229H159V231H160ZM165 230V229H164ZM164 230L162 231V232H164ZM168 230V229H167ZM186 230V229H185ZM136 231H137V228H136ZM138 231H139V229H138ZM166 231V230H165ZM140 232V231H139ZM142 232V231H141ZM142 233H145V232H142ZM151 233H152V231H151ZM155 233V232H154ZM156 233H157V231H156ZM159 233V232H158ZM161 233V232H160ZM2 234V233H1ZM0 234V235H1ZM153 234V233H152ZM152 234H151V236H152ZM188 234V233H187ZM144 235V234H143ZM173 235V234H172ZM145 236H146V234H145ZM149 236V235H148ZM161 236V235H160ZM162 236H164L163 235V233H162ZM170 237H171V235H169ZM168 236V237H169ZM1 237V236H0ZM157 237V236H156ZM167 237V238H168ZM173 237V236H172ZM171 237V238H172ZM176 237H178L177 235H176ZM175 237V238H176ZM153 238H154V235H153ZM163 238V237H162ZM165 238H166V236H165ZM164 238V239H165ZM180 238V237H179ZM3 239V238H2ZM76 239V238H75ZM148 239H150V238H148ZM157 239V240H156ZM155 240H156V242L158 241V242H160V240H158V237L156 238ZM159 239H160V237H159ZM170 239V238H169ZM162 240V239H161ZM172 240V239H171ZM177 240H178V238H177ZM179 240H181V239H179ZM6 241V240H5ZM123 241V240H122ZM164 241V240H163ZM163 241H161V242H163ZM172 241H174V239L172 240ZM171 241V242H172ZM134 242V241H133ZM144 242V241H143ZM159 243V244H162V243ZM166 242H167V240H166ZM178 242V241H177ZM6 243V242H5ZM79 243V242H78ZM140 243V242H139ZM164 243V242H163ZM176 243V242H175ZM1 244V243H0ZM138 244V243H137ZM141 244V243H140ZM165 244H167V243H165ZM170 244V243H169ZM177 244V243H176ZM139 245V244H138ZM144 245V244H143ZM147 245V244H146ZM164 245V244H163ZM173 244H171L170 246H172ZM2 246V245H1ZM8 246V245H7ZM133 246V245H132ZM148 246V245H147ZM167 246V245H166ZM5 247V246H4ZM84 247V246H83ZM134 247V246H133ZM173 247V246H172ZM175 247V246H174ZM176 247H179L178 245L176 246ZM65 248V247H64ZM135 248V247H134ZM138 248H139V246H138ZM137 247H136V249H138ZM171 248V247H170ZM149 249V248H148ZM179 249V248H178ZM177 249V250H178ZM66 250V249H65ZM143 249H141V251H142ZM169 250H171V249H169ZM137 251V250H136ZM144 251V250H143ZM147 251V250H146ZM150 251V250H149ZM171 251H173V249L171 250ZM179 251V250H178ZM65 252V251H64ZM133 252V251H132ZM162 252H164V251H162ZM166 252V251H165ZM165 252H164V254H165ZM4 253V252H3ZM135 253V252H134ZM147 253V252H146ZM167 253V252H166ZM172 253V252H171ZM180 253V252H179ZM5 254V253H4ZM160 254V253H159ZM1 255V254H0ZM6 255V254H5ZM147 255V254H146ZM151 255V254H150ZM154 255V254H153ZM60 256V255H59ZM58 256V257H59ZM65 256H66V254H65ZM64 256V257H65ZM130 256V255H129ZM137 256V255H136ZM141 256H144L143 254H141ZM168 256V255H167ZM178 256V255H177ZM1 257V256H0ZM3 257V256H2ZM6 257V256H5ZM57 257V256H56ZM61 257V256H60ZM161 257H162V255H161ZM251 257V256H250ZM52 258H53V256H52ZM136 258V257H135ZM148 257H146V261L148 260L147 259ZM164 257H162V259H163ZM166 258V257H165ZM164 258V259H165ZM168 258V257H167ZM170 258V257H169ZM181 258V257H180ZM196 258V257H195ZM163 259V260H164ZM172 258H170V260H171ZM184 259V258H183ZM182 259V260H183ZM186 259V258H185ZM5 260H6V258H5ZM4 260V261H5ZM33 260V259H32ZM43 260V259H42ZM47 260V259H46ZM55 260H58V259H55ZM68 260V259H67ZM162 260V261H163ZM189 260V259H188ZM187 260V261H188ZM193 260V259H192ZM203 260V259H202ZM206 260V259H205ZM59 261V260H58ZM63 261V260H62ZM61 261V262H62ZM65 261V260H64ZM143 261H144V259H143ZM142 261V262H143ZM150 261V260H149ZM161 261V262H162ZM172 261V260H171ZM170 261V262H171ZM44 262V261H43ZM52 262H54V260L52 261ZM132 262H134L133 261V259H132ZM148 262V261H147ZM151 262V261H150ZM166 262V261H165ZM178 262V261H177ZM185 262V261H184ZM5 263V262H4ZM33 263V262H32ZM164 263V262H163ZM174 263V262H173ZM191 263H193V262H191ZM6 264V263H5ZM17 264V263H16ZM37 264H38V262H37ZM50 264V263H49ZM56 264H58V263H56ZM64 264V263H63ZM67 264V263H66ZM149 264V263H148ZM167 264H169L168 262H167ZM179 264V263H178ZM194 264V263H193ZM210 264V263H209Z\"/></svg>",
	"mask_w": 264,
	"mask_h": 264
},
{
	"label": "crops",
	"instance_id": "3",
	"mask_svg": "<svg viewBox=\"0 0 264 264\" xmlns=\"http://www.w3.org/2000/svg\"><path fill=\"white\" fill-rule=\"evenodd\" d=\"M99 43L102 44V42L100 41ZM98 43V44H99ZM80 45V44H79ZM81 45H84V42L81 43ZM97 45V44H96ZM135 45V43H134ZM98 48L96 47L94 49H89L88 47L85 49V56L83 55L81 60H77L79 62V64L81 63L82 69L84 70H88L90 72H99L102 67H104V65L107 67V59L105 57V54L103 53V49L100 47V45ZM136 46V45H135ZM137 47V46H136ZM97 50V51H96ZM139 50V48H135L131 53H130V58L131 56H133L137 51ZM97 52V53H96ZM96 53V54H95ZM73 58L75 59V53H72ZM130 60V59H128ZM127 59L124 58V60H122L123 62L128 61ZM86 66V67H85ZM97 66V67H96ZM108 68V67H107ZM98 78L94 83L93 82H88L87 80H83V82L79 85V87L84 88L82 90L83 95L87 96L89 98H91L94 95V91L93 88H99L101 89L103 87V84L101 82L100 79V75L98 74ZM87 90V91H86ZM97 95V94H96ZM88 100V99H87Z\"/></svg>",
	"mask_w": 264,
	"mask_h": 264
}]
</instances>
